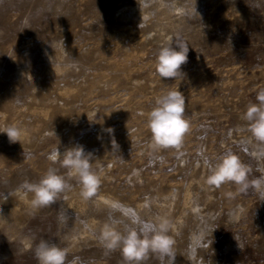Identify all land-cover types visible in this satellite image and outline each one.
<instances>
[{"label":"rangeland","instance_id":"374dc122","mask_svg":"<svg viewBox=\"0 0 264 264\" xmlns=\"http://www.w3.org/2000/svg\"><path fill=\"white\" fill-rule=\"evenodd\" d=\"M170 38L189 48L180 81L156 72ZM177 86L189 129L178 147L154 148L148 114ZM260 90L264 0H0V124L21 129L15 142L0 133V264H38L41 240L66 249L65 264H128L101 243L104 227L162 220L172 264H264V195L207 183L227 151L249 182L264 175V145L242 118ZM77 145L100 177L88 200L63 155L50 159ZM50 167L69 188L34 209L16 190ZM140 264L170 258L150 251Z\"/></svg>","mask_w":264,"mask_h":264},{"label":"clouds","instance_id":"9594fccd","mask_svg":"<svg viewBox=\"0 0 264 264\" xmlns=\"http://www.w3.org/2000/svg\"><path fill=\"white\" fill-rule=\"evenodd\" d=\"M195 13L194 5L193 14ZM182 14L187 15L188 11L182 10ZM188 51L187 43L178 39L174 42L170 38L162 44L156 59V72L159 77L182 80L186 74L182 72L181 66L187 63ZM256 99L257 103L249 104L242 118L248 122V131L252 137L264 145V90L258 92ZM184 114L185 97L178 90V86L156 99L155 107L148 114V126L152 133L154 148L178 147L181 144L184 134L189 129ZM0 133L6 134L10 142L20 141L21 129L16 123L0 124ZM61 155H63L62 167L68 170V176L78 178L82 186L83 198L85 200L92 198L97 193L100 177L91 166V154H86L83 147L77 145L63 154L58 150L54 151L50 159L57 162ZM255 155L258 159H264V147H261ZM210 173L207 178L210 186L220 187L224 183L231 182L238 185L241 192H246L251 187L264 195V175L249 182L250 169L230 151L218 158ZM68 188L64 176L59 175L56 168L50 167L39 182H24L16 191L22 196L32 193L31 206L35 209L55 203L60 194ZM169 229L170 224L167 220H162L158 225L150 226L140 232L126 228L121 233L111 225H106L99 239L106 249L110 251L119 249L128 264H140L150 251L159 253L161 257H169L172 264L176 252L175 241L168 235ZM26 247L31 249V242ZM35 257L38 264H65L66 249L41 240L35 247Z\"/></svg>","mask_w":264,"mask_h":264},{"label":"bare ground","instance_id":"6f19581e","mask_svg":"<svg viewBox=\"0 0 264 264\" xmlns=\"http://www.w3.org/2000/svg\"><path fill=\"white\" fill-rule=\"evenodd\" d=\"M9 230H10V231H13V228L11 227V228H9ZM11 233H12V232H11Z\"/></svg>","mask_w":264,"mask_h":264}]
</instances>
